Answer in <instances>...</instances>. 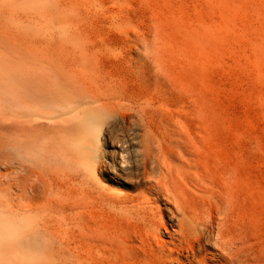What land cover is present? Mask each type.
<instances>
[{"label":"bare ground","instance_id":"6f19581e","mask_svg":"<svg viewBox=\"0 0 264 264\" xmlns=\"http://www.w3.org/2000/svg\"><path fill=\"white\" fill-rule=\"evenodd\" d=\"M242 4L248 6L241 2L232 13L251 10ZM198 6V0H0V30H162L179 36L192 30L196 37L185 40L195 42L202 36L195 30H205L204 38L206 30L238 34L230 36L229 27L215 30L211 18L206 26L199 21L201 29ZM224 34L212 36L230 40L227 50L236 51ZM209 37L200 38V49H210L215 39ZM218 40L221 57L225 46ZM148 42L121 57L88 44H23L13 53L5 119L14 132H6L3 165L14 175L16 167L15 182L13 173L4 180L17 195L8 192L1 207L0 264H35V258L51 256L58 250L53 230L66 234L57 243L66 246L70 264H248L243 149L239 145L236 158L216 155V117L204 96L206 84L203 95L197 86L212 76V68L206 74L201 68L213 63V51L210 65L203 54L200 67L202 53L194 56L193 42ZM49 217L64 228L50 226Z\"/></svg>","mask_w":264,"mask_h":264},{"label":"rangeland","instance_id":"374dc122","mask_svg":"<svg viewBox=\"0 0 264 264\" xmlns=\"http://www.w3.org/2000/svg\"><path fill=\"white\" fill-rule=\"evenodd\" d=\"M199 1H200V3H199ZM201 1H202V3H201ZM203 1L207 2L205 4L208 5V7H206L204 5H203V7L201 6V4H204ZM210 1L211 2H209L208 0H198V5H200V6H198V15H200L203 12L202 15H200V17H198V25H201L200 28L205 23H206L205 26L208 25V22H209L208 19L211 18L213 20L212 21L210 19L212 25L215 27H218L215 30L219 29L220 31L221 30L226 31L225 29H227L229 27L231 30H233V32L231 31V33H230L229 32L230 29L228 28L229 31L227 30V33L230 36H231V34L234 35V32H235V34H237L236 33V31H237L238 32V34L236 35L237 38H235L236 36H233V37L228 36L229 38H232V44L234 43L233 44L234 46L237 45V47H233V45H232V48H236V51H233L235 49L231 50V48L229 49V51L227 50L231 46V42H230V40L227 37V34L225 32H224L225 34L223 32H219V34H217L218 31L215 32L213 30V33L215 32L217 34L216 36L220 35V33H221V35L222 34H224V36L226 35L225 38L227 37V40H229V43H226V41L223 40L224 38H222L223 35L218 37V38H220V41L221 40L224 41L222 43L220 42L221 43L220 46L222 47V44L225 46V47L223 46L225 48L224 50H223V48H221L222 50L221 49L219 50L221 52L223 51L221 53V54H223L221 56V57H223L222 60H221L220 56H217L220 54L217 51L218 50L217 47L215 46V44H217L219 42V40H218V38L217 39L215 38L216 36L212 32L210 33V31L206 30L210 34L209 36H211V37H213V39H215V41L214 40L211 41V42L214 41L213 44L210 42V45H211L210 49L211 50L208 49L209 47L206 49H205V47H203V49H200V46H199L200 44L197 45L198 41H200L201 39H202L201 41H206L205 39H207L209 37L208 33L206 32L207 34L205 37H207V36L208 37L204 38L205 30H204V34L201 33V32H203L202 28H201L202 31L201 30H195V32L198 31L200 33L199 35L202 34L203 37L197 36L196 42L194 41L195 39H193L194 42L192 40H188L190 42L192 41L194 44L192 42L190 43V42L185 40V38L187 39L188 35H190L189 37H191L195 34L194 32H192V30H190V33H192V35L190 33H187L188 31L185 33L186 30H184L183 31L184 33L183 34L181 33L180 36L182 37V36H184V34L185 35L187 34L184 37L186 44L190 43L189 45L193 44L194 46L197 45L196 47H199L196 49V47L194 48V46H192L193 54H195V52L202 53L200 58H198V59L195 58L199 61V65H197V66L201 67V65L203 64V63H200L201 60L203 61V59L201 58L203 56V54L206 58L210 59V60L208 59L207 61H204L206 63V65L207 64L210 65L209 63L211 62L213 57L215 59V60L213 59V61H212L213 63H211L210 66L206 67L205 64H203L205 67L204 66H202V67L205 68V71H204V69L201 68V73L205 72V74L207 71H209L210 68H212L211 70L213 72L210 70V74H212V76H210V77L213 80H211V79L209 80V78H210L209 75L208 76L205 75L206 76V78H205V76L201 75L200 72L197 73V78H198L197 80H199V81L201 80L200 78H202L204 76V78H202V79H204L203 82L201 80L202 85H200L201 83L198 84V81H197L198 92H199V94L203 95L204 93H207V91H208L210 94V96L208 93L204 94V96H206L207 99L209 97V99H210V101L208 99L209 107H210V110L212 109L211 111L213 112V114H215V117H216L215 121H217V122H215V128L216 129H213V131H212L213 138L215 139V142H216V146H215V150H214L216 155L219 154L218 156H220V157H223V156L226 157L227 156V157H231V158H236V156L238 155L237 150H238L239 145H241V147L243 149L241 151H243L242 155H243V160H244L243 168H244V177H245V182H246L245 184H246L247 191H248V188L251 190V191L249 190L247 192V195L249 193L248 196H250V197H248L249 202L247 200V202H248L247 203V205H248L247 206V215H248V219L250 220V222L248 220V222H249V229H248V233H249L248 234L249 235L248 236V246L249 247H248V250L250 252V254L248 255V258H249L248 264H264V94H262V92H261V94H259V92L261 90H264V87H263L264 86V75H263L264 74V47H263L264 46V14H263L264 13V0H240V5L238 3L239 0L238 1L235 0L237 2V5H239V9H242L240 7L241 2H244V4L247 3L249 7H250V4H252V6H254V10H258V13H260V15H259L257 13V11L254 12V11H252L251 7L249 8L248 6L245 5V7H248L247 9H251L250 11L248 10L251 16H248V18H247V16H246L247 14L245 15L244 11H245V13H247L248 11L243 10V12H242L240 10V11H238V13H235V14H240L242 12L240 15H238L239 20L234 19L237 17V15H236V17L234 16L233 18L229 15L228 16L226 15L227 17H225L223 14H222L223 17L221 15V13H223L224 11L228 12V14H230L232 16L235 15L234 12L232 13V11H234L236 9V6H237L236 3L234 5V3H232L231 0H228L230 3L227 0H225V1L221 0V1H223L222 4H221V1H219V4H216L218 2V0H216V3L213 4L215 6H212L210 4L212 3V1L213 2H215V1L214 0H210ZM235 1L233 0V2H235ZM224 2L228 3L227 8L225 7ZM208 3H210V4H208ZM231 3L234 6L231 7V5H230ZM219 5H221V6H219ZM229 5H230V8L232 10L230 8H228ZM211 6H212L213 10H212V8H210ZM242 6H243V4H242ZM215 7H217V9H219L220 11L221 10L222 11L224 10V11L220 13V11H217ZM233 7H235V8L233 9ZM199 8L201 9L200 11L203 10L201 13L199 11ZM208 8H210V9H208ZM206 9H207V11H206ZM228 9L231 11L230 13H229ZM214 10L217 11L216 13H214L215 15L217 14V16H215V17H218V16H221L222 18L225 17V19H226L225 22L223 21L222 18H220V19L217 18L215 21V17L212 16V15H214L213 14V12H215ZM237 10H238V6H237V9L235 10V12H237ZM211 11H213V12L210 13ZM207 13H209V14H207ZM210 14L214 19L211 16L209 17ZM242 14L246 18V20L242 16ZM253 14L255 16H253ZM207 15L209 18L207 17ZM201 16L203 19L200 20ZM240 16H242V17H240ZM259 16H260V18H258ZM252 17H254V19ZM242 18H243V20H242ZM204 20L206 22H204ZM199 21H200V23L201 22L202 23L204 22V23L199 24ZM242 24H244L245 26ZM254 24H256V25L259 24L260 27L257 25L258 30L255 29L256 28L255 26L253 28L252 25H254ZM221 26L224 28H222ZM250 27L253 29L250 30ZM203 28H205V27H203ZM147 32H149V33H147ZM177 32H182V30L181 31L177 30ZM249 33L253 36H251ZM148 34H149V36H148ZM172 34L174 37H176L178 35V33L175 34V32L168 34L167 32L164 31V33H163L162 30H0V208L3 207V209H4L6 200L8 199V192L14 193V197H16V195H17L16 187H14L12 190L7 189V182L8 181L6 179L9 180V178H10L9 174H11L13 172L10 173V171L6 170V166H4L7 164V162H6L7 161V154H5V152L7 151V149H6L7 136H5V135H8V133L13 134V132H14V127H12L11 130H8L7 126H6L7 124H6V119H5L6 118V113H5L6 112L5 78H6L8 65L10 62H12L16 58V55H17L16 52H17L19 46L23 45V44L29 45V44H35V43H37V44H68V45L69 44H71V45L72 44H74V45H87L88 44L90 46L91 45L97 46V47L99 46L102 48L110 49L114 52L113 57H115V56L121 57V55L119 54L120 52H125L126 50H129L131 47L133 48V47L143 45L146 38H148V41H149L147 45L152 46V47H163V46L168 47V46H170V44H172V46L182 45V44L184 46H186L185 42L183 41V37H182V44H180L181 43V37L178 35L180 42H177L178 38L176 37L177 38L176 39L174 37H171L170 35H172ZM212 35H214L215 37ZM256 36L259 37V39ZM193 37H196V36H193ZM251 37H252V39H251ZM54 38H56V39H54ZM173 39H176L177 41H174L175 43H172ZM208 39H210V37ZM246 39L249 42H247ZM236 40H237V42H235ZM238 40H239V42H238ZM252 41H254V42H252ZM255 41L257 43H255ZM176 42H177V44H176ZM215 42H217V43H215ZM250 42H252L253 44H251L250 47H248ZM229 44H230V46H228ZM189 45L187 44V46H189ZM218 45H219V43H218ZM246 47H248V48H246ZM252 47H253V49H251ZM259 47H260V51H259ZM218 48H219V46H218ZM245 48L247 50H245ZM255 48H256V50H255ZM250 49H251L252 53H249ZM195 50H197V51H195ZM201 50H204V52L208 51L207 52L208 54L202 52ZM209 51H213L212 56H211V53H209ZM256 51H257V54H256ZM11 52H12V54H11ZM13 53H15L16 55H14ZM197 53L194 56L198 57L199 54H197ZM213 53H214V55H213ZM216 53H218V54L216 55ZM260 53H262V54H260ZM207 55H208V57H207ZM258 55L260 56V58L257 57ZM204 56H203V58L206 59ZM210 56L212 58H210ZM257 58H259V59H257ZM253 59H254V61H253ZM256 61H258V62H256ZM253 65H254L255 71L252 70ZM197 66H196V68H197ZM200 67L197 69H200ZM208 67H209V69H208ZM206 68L208 70H206ZM259 69H260V71H259ZM258 71L260 72V74L257 73ZM208 74H209V72H208ZM254 74H256V75H254ZM198 75L199 76L201 75V77L199 78ZM259 76H260L261 80H259L260 79ZM207 77H208V81H207ZM205 79L207 82L205 81ZM258 83H260V84H258ZM204 85H205V89L206 88L209 89V87H210L211 90L207 89V91L206 90L204 91L203 90ZM221 117H222V119H220ZM12 130H13V132H12ZM6 132H8V133L6 134ZM224 153L226 154V156ZM4 156H5V158H4ZM3 159H5V160H3ZM13 166H15V165L14 164L12 165V168H14L13 171L15 170L17 173V170L15 169L16 167H13ZM16 173H15V175H17ZM11 175H14V173ZM15 175L11 176V178L13 177L15 179V177H16ZM11 178H10V180L12 182H15V180L13 178L12 179ZM128 190H129V188H127V191ZM251 194H253L254 197ZM250 198H251V200H250ZM251 201H253V202H251ZM250 202H251V204H250ZM252 203H254V204H252ZM3 209L2 208L0 209V218H4ZM253 220H254L255 224L252 222ZM47 221H48V224L50 226H55V227L58 226L60 229L64 228L57 219H54V217H49V219ZM251 222H252V224H251ZM253 224H254L255 228L252 226ZM53 231H54V235H55L56 239L54 240V242L52 241V245L58 246V248H57L58 250L54 254H52L51 256L35 258L34 259L35 264H70V259L68 257L66 246L63 244L58 245V243H57V240L65 241L66 234L62 231H58V232H56V230H53ZM256 257H257V259H256Z\"/></svg>","mask_w":264,"mask_h":264}]
</instances>
